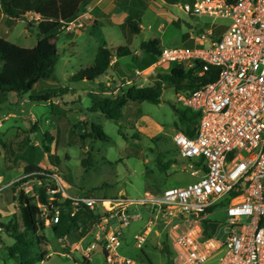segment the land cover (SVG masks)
<instances>
[{
	"label": "rangeland",
	"instance_id": "rangeland-1",
	"mask_svg": "<svg viewBox=\"0 0 264 264\" xmlns=\"http://www.w3.org/2000/svg\"><path fill=\"white\" fill-rule=\"evenodd\" d=\"M174 1L175 6L168 8L177 18L166 19L165 16L151 14L148 9L149 12L140 22L143 31L139 35L86 27L90 21L87 17L80 16L73 24L64 25L59 32L56 42L59 60L52 79L40 81L32 91L22 96L0 92V175L13 178L7 187L0 190V210H3V205L15 204V210L11 207L7 212H14L13 217L19 221L21 214L18 193L24 191L29 197H36L40 182H43L39 179L40 176L49 179L46 183L60 180L66 186L67 193L72 196L113 202L120 198L136 201L144 198L147 193L158 194L166 189L182 188L198 181L199 177L192 176L191 171L183 169L184 164L194 160L182 159L173 142V137L178 132L185 131V126L179 123L175 112L176 109L183 110L178 103V96L183 95V91H177L174 86L163 82L159 105L131 102L125 108L120 122L108 119L101 112L93 113L90 110L92 101L89 93L115 97L130 87H151L159 75L169 74L175 64L160 65L157 58L146 55L139 59L134 56L126 57L120 60V65L125 68L124 74L108 77L104 75L95 81H70L81 69L95 64L98 50L105 45L111 49L127 47L135 51L140 49L141 43L156 37L160 39L162 49L190 47L182 44V36L192 34L199 39V34L212 31V39L218 41L231 25V21L226 19L191 17L179 8L182 0L180 4L179 0ZM8 20L6 17L0 23L1 38L24 48L36 46L38 31L28 27V23L35 24L34 17L11 21L10 27L7 26ZM178 20L181 23H177ZM184 22L188 25L185 26ZM162 23L165 29L159 31L158 27ZM191 26L194 27L193 31H189ZM210 39L208 37L207 42L191 48L209 49ZM109 41H112L111 44ZM150 64L152 65L146 68ZM136 66L139 67V74L130 71ZM64 88H68L69 92L52 98L50 102H38L34 99L46 94H60V90ZM93 126L100 127L108 139L96 140ZM168 162L172 166L163 170L161 166ZM29 167L36 169L27 175L25 170ZM113 208L115 206L112 204L110 208L106 205V209L99 205L96 212L108 220L106 233H122V245L117 250L120 257H130L135 261L134 264H165L162 252L149 256L152 263L147 262L146 256L139 249L132 248L130 253L124 252V239L129 235H141L148 218L154 220L151 207H131L128 211L132 220L128 227H123L119 218L111 219L110 213H105ZM137 215L141 217L136 219ZM13 217H0V223H8ZM208 224L212 228H218V235L214 238L225 241L229 231L226 214H215ZM169 227L164 224L162 217L156 221L155 228L161 231L164 247ZM45 233L49 240L50 256L37 264L83 263L82 256L71 253L64 242L55 237L52 227L47 226ZM106 233L100 234L101 239ZM96 240L94 231L87 241L96 243ZM13 244L14 240L1 231L0 264H19L18 259L9 257L8 247ZM105 244L106 242L103 246ZM91 256L90 264H107L104 255L91 252ZM205 264L215 263L210 260Z\"/></svg>",
	"mask_w": 264,
	"mask_h": 264
},
{
	"label": "built area",
	"instance_id": "built-area-1",
	"mask_svg": "<svg viewBox=\"0 0 264 264\" xmlns=\"http://www.w3.org/2000/svg\"><path fill=\"white\" fill-rule=\"evenodd\" d=\"M181 5L194 18L231 21L218 41L212 39V31L199 34V39L191 37L200 44L210 37L209 49L165 48L158 58L160 65L192 69L199 64L201 69L193 73L197 78L216 71L211 81H200L196 90L178 96L183 109L199 114L194 137L183 132L173 137L181 158L194 160L183 169L199 177L198 181L158 194L147 193L136 201L120 198L113 202L72 196L56 179L46 183L49 204L39 205L42 218L46 226H56L66 203L70 204L67 213L74 218L79 210L96 212L99 205L106 209V203L111 202L115 208L105 213L128 227L132 220L128 210L148 205L154 220L136 236L138 247L162 217L170 226L172 264L210 260L215 264H264V0H182ZM219 212L226 214L229 227L223 242L214 238L217 226L214 229L208 224ZM104 221L89 251L102 246L107 264H134L117 252L122 233H106L108 221ZM101 233H106L102 239Z\"/></svg>",
	"mask_w": 264,
	"mask_h": 264
},
{
	"label": "trees",
	"instance_id": "trees-1",
	"mask_svg": "<svg viewBox=\"0 0 264 264\" xmlns=\"http://www.w3.org/2000/svg\"><path fill=\"white\" fill-rule=\"evenodd\" d=\"M91 0H0V23L4 17L14 20H26L27 15L34 13L40 20L28 23L29 28L38 31V41L33 48H24L13 44L0 37V92L22 96L32 91L43 80L52 79L56 72L59 60V52L56 42L61 28L77 20L84 13ZM126 26L133 35L142 32L138 18L129 17ZM140 50L148 57L159 58L162 53L161 42L158 38H152L140 45ZM135 57L134 52L127 47L111 49L107 45L98 50L95 64L89 68L81 69L71 77V82L97 80L106 75L112 67L115 58ZM152 64L148 65L149 68ZM202 66L196 64L192 69L186 66H174L169 74L159 75L158 80L151 87H130L115 97H106L95 92L89 93L92 101L91 112H101L108 119L115 122L122 120L124 110L129 103H152L159 105L163 91V82L174 86L177 91L191 92L199 87V82L211 81V76L216 77L213 69L203 78L194 76V71ZM68 88L60 90V94H46L34 98L38 102H50L52 98L66 95ZM32 101L33 98H31ZM179 123L185 126L183 133L192 138L198 126V113L190 110H175ZM93 135L96 140L106 141L108 136L100 127L93 126ZM172 166L168 162L161 166L166 170ZM36 168H26L27 175L33 173ZM42 185L38 189L36 197H29L24 191H19L18 202L21 218L15 217L8 223H0V233L4 231L14 240V244L8 247L9 257L18 259L19 264H37L49 257V240L46 236L47 226L42 218L39 205H48L46 181L48 178L40 176ZM69 203L63 205V213L60 223L52 226L57 238L69 237L74 232L80 231L79 236L85 237L91 228L102 221V214L90 210H79L74 218L67 213ZM1 217V216H0ZM165 251L168 254L169 264H172V251L168 236L166 237Z\"/></svg>",
	"mask_w": 264,
	"mask_h": 264
},
{
	"label": "crops",
	"instance_id": "crops-1",
	"mask_svg": "<svg viewBox=\"0 0 264 264\" xmlns=\"http://www.w3.org/2000/svg\"><path fill=\"white\" fill-rule=\"evenodd\" d=\"M173 2H175V1L174 0H91L89 5L87 6V8L84 9V13L82 15H83V17H87L88 20L90 21V23H88V25L86 27L89 26V27H92L93 29H98V28L101 29L102 28V29L110 30V31L120 30L123 32H127L128 35H131L128 27L126 26V23L129 19V17L138 18L139 21L142 22L143 17L150 10L151 14L154 13L156 15H162V16H165L166 19H169L170 17L177 18L176 16H173V14L169 10V8L175 6V3H173ZM179 4H180V0H179ZM179 8L184 12L181 4L179 5ZM82 15H80V16H82ZM27 16L28 17H34L36 22L40 20V17L34 13H30ZM5 18L6 17H4L2 19V21ZM8 19L9 20L7 21V26L10 27L12 25L11 21H14V19H11V18H8ZM2 21H1V23H2ZM177 23H181L180 20H178ZM183 24L185 26L188 25L186 22H184ZM140 27L143 31L141 24H140ZM193 28L194 27L191 26L189 31H193ZM164 29H165V25L163 23L161 25H159V27H158L159 31H162ZM191 37H195V35L191 34L189 36H187V35L182 36V44L188 45L190 47H192L194 45H200V43L193 41L191 39ZM111 42L109 44H111ZM106 44H108L107 41H106ZM133 52H134V55L137 56L138 58L143 57L145 55L144 53L141 55V51L139 48ZM120 60L121 59H117V58H115L113 60L112 67L108 71V73L106 74L107 77L110 75H116L117 76V75H119V73L124 74L123 72H125V68L120 65ZM130 71L131 72L136 71L137 74L140 73L138 66L132 67ZM99 92H100V90H99ZM10 116H12V115L10 114ZM0 124L2 125V123H0ZM35 147H37V146H35ZM12 179L13 178H11V177H7L5 175H0V190L4 187H7ZM11 207H13L15 210L16 205L15 204L3 205V207H2L3 210H0L1 218H4V217L12 218L13 217L14 212H9V213L7 212L8 210H11ZM110 216L112 219L113 216L111 214H110ZM135 217H136V219H138L141 216L137 215ZM105 219H106V217H104L101 222L94 225L91 228V230L89 231V233L83 238L78 236L80 231L74 232V234H76L77 237L74 234H72L69 237H64V238H57L56 236L55 237L59 240H62L65 244L64 246L68 247V249H70L71 253L73 252V253L78 254V255L83 257L84 260H83V263H81V264H90V262L92 260V256H91L92 251H89V248L93 243L90 241H87V238L94 231H95V236L99 233L98 230L100 231V227L105 224V222H106V221H104ZM150 220L151 219L148 218V221H146L147 222L146 227L148 226V222ZM96 226H97V228H96ZM145 229L143 230V232L145 231ZM214 229H216V226ZM143 232L141 233V235L143 234ZM53 233H54V231H53ZM136 236H140V233L136 234L134 236L129 235V236H127L126 239H124V243H125L124 252L125 253H130V250L132 248L139 249L146 256L147 262L152 263L149 256L153 257V256H156L155 255L156 253L162 252L164 254V258L166 259V263L169 264L168 254L164 249L165 248L164 244H163L164 240L162 238L160 230L153 228L152 233L146 239V242L142 245L141 248L138 247V242L136 240ZM70 238H74V239H71L72 240L71 241ZM65 247H64V249H65ZM93 252L95 254H100L101 248L99 247L96 251H93ZM101 255H103V254H101ZM123 258L132 260L130 257H123ZM132 262H135V261L132 260Z\"/></svg>",
	"mask_w": 264,
	"mask_h": 264
},
{
	"label": "bare ground",
	"instance_id": "bare-ground-1",
	"mask_svg": "<svg viewBox=\"0 0 264 264\" xmlns=\"http://www.w3.org/2000/svg\"><path fill=\"white\" fill-rule=\"evenodd\" d=\"M106 205L108 206V208L111 207V203L107 202Z\"/></svg>",
	"mask_w": 264,
	"mask_h": 264
},
{
	"label": "water",
	"instance_id": "water-1",
	"mask_svg": "<svg viewBox=\"0 0 264 264\" xmlns=\"http://www.w3.org/2000/svg\"><path fill=\"white\" fill-rule=\"evenodd\" d=\"M100 248H101L100 254H104L102 246H100Z\"/></svg>",
	"mask_w": 264,
	"mask_h": 264
}]
</instances>
